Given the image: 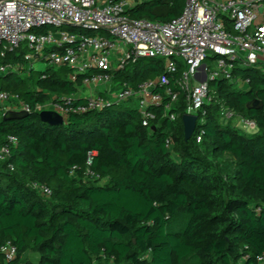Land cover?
<instances>
[{"label": "trees", "instance_id": "trees-1", "mask_svg": "<svg viewBox=\"0 0 264 264\" xmlns=\"http://www.w3.org/2000/svg\"><path fill=\"white\" fill-rule=\"evenodd\" d=\"M184 4L148 0L126 15L167 23L180 16ZM25 52L21 48L0 57V68L17 66L0 72V91L33 110L11 120H3L0 112V147L9 137L17 139L0 163V247L9 241L17 254L6 261L0 253V264H260L263 71L235 69L234 79L248 80L245 90L224 79L210 84L214 99L203 107L204 134L196 143L193 136L184 138L182 93L171 111L178 115L175 122L158 110L144 127L135 104L128 102L120 110L114 105L69 114L60 127L45 125L35 106L76 95L82 77L71 81L67 68L36 73L28 68ZM163 73L161 59H141L116 77L134 87ZM253 100L262 108L248 109ZM84 102L81 98L71 106ZM222 108L253 122L256 130L246 133L235 119L224 123ZM168 137L172 150L165 147ZM87 169L104 184L87 176ZM40 187L50 195H42Z\"/></svg>", "mask_w": 264, "mask_h": 264}, {"label": "built area", "instance_id": "built-area-1", "mask_svg": "<svg viewBox=\"0 0 264 264\" xmlns=\"http://www.w3.org/2000/svg\"><path fill=\"white\" fill-rule=\"evenodd\" d=\"M144 1L0 0V57L21 49L24 44V60L29 69L38 63L55 69L67 68L71 81L82 77L78 92L85 87L96 90L76 107L72 103L81 98L62 96L36 105V112L54 111L66 121L72 113L100 111L133 102L142 125L149 127L158 110L160 117L170 122L178 119L171 111L182 93L183 115L197 117L192 136L196 143L202 141L203 107L214 99L210 84L224 79L247 88L248 80L234 79L235 69H260L264 63V23L256 22L259 12L264 11V0H185L180 16L170 22L129 19L127 12ZM96 32L99 34L96 38L86 35ZM141 59L164 60V73L134 87L120 78L121 82H116L118 73ZM7 70H17V66L0 68L1 73ZM32 111L16 95L0 91L2 114ZM221 111L224 123L235 119L243 130H256L253 122L235 118L225 108ZM16 145V138L7 139L6 145L0 147V163L7 161L10 148ZM165 147L172 150L171 137L165 140ZM90 163L89 158L87 164ZM86 175L104 184L99 175L88 169ZM38 190L42 195H50L44 187ZM0 253L11 261L16 257L17 247L8 241L0 247ZM257 261L264 263V253Z\"/></svg>", "mask_w": 264, "mask_h": 264}, {"label": "water", "instance_id": "water-1", "mask_svg": "<svg viewBox=\"0 0 264 264\" xmlns=\"http://www.w3.org/2000/svg\"><path fill=\"white\" fill-rule=\"evenodd\" d=\"M202 69H204V66H202ZM204 79L205 77L203 78V80ZM262 106V103L258 100H253L247 104L248 109H261ZM26 115L27 114L24 112H6L3 115V120L18 119ZM38 116L40 121L49 127H60L65 125V121L63 120L62 116L54 111L44 110L39 112ZM196 120V116L189 115H183L181 118L184 138L186 141H188L192 137L195 131ZM152 129L154 130L155 128L152 127Z\"/></svg>", "mask_w": 264, "mask_h": 264}, {"label": "rangeland", "instance_id": "rangeland-1", "mask_svg": "<svg viewBox=\"0 0 264 264\" xmlns=\"http://www.w3.org/2000/svg\"><path fill=\"white\" fill-rule=\"evenodd\" d=\"M46 30V29H45ZM51 31H53L52 29H50ZM63 30H67V28H63ZM88 37H91V38H96L97 36H99V34H98V32H96V33H87L86 34ZM24 47H25V45L23 44L22 46H21V48L22 49H24ZM162 62H163V65H164V63H165V61L164 60H162ZM204 63H208V61H205ZM33 68H34V72H38V71H43V70H45L46 68H47V64H45V63H38V64H36V65H34L33 66ZM35 73V74H36ZM116 82H118V83H120L121 82V80L120 79H116ZM85 90V89H84ZM130 106H133V105H130ZM124 106H114L113 107V109L114 110H120V109H122ZM237 127H239V128H241L242 127V124H239V122H237L236 120L233 122ZM242 129V128H241ZM246 133H248V134H250V133H252V132H250V131H247V130H244ZM226 163L229 165L230 163H231V160L230 159H226ZM29 258L32 260L33 258H31V256H29Z\"/></svg>", "mask_w": 264, "mask_h": 264}, {"label": "crops", "instance_id": "crops-1", "mask_svg": "<svg viewBox=\"0 0 264 264\" xmlns=\"http://www.w3.org/2000/svg\"><path fill=\"white\" fill-rule=\"evenodd\" d=\"M146 1H148V0H146ZM218 1H225V0H218ZM256 22H257L258 24H262V23H264V11H260V12H259V14H258V18H257ZM229 28H230V27H229ZM260 69L264 72V63L261 65ZM238 86H239L241 89H245V88H246L244 85H241V84H239ZM84 89H85V90H84ZM84 89H82L80 92H78V93L76 94L79 98H83V99H84V98H87V97L93 95V94L96 92V90H94V89H90V88H88V87H85Z\"/></svg>", "mask_w": 264, "mask_h": 264}]
</instances>
